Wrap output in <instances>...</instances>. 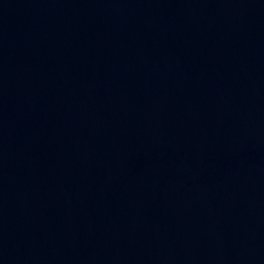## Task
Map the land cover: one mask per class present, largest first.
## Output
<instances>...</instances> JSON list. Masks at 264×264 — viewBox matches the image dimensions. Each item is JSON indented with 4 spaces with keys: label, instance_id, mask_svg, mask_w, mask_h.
Returning <instances> with one entry per match:
<instances>
[{
    "label": "water",
    "instance_id": "1",
    "mask_svg": "<svg viewBox=\"0 0 264 264\" xmlns=\"http://www.w3.org/2000/svg\"><path fill=\"white\" fill-rule=\"evenodd\" d=\"M0 264H264V0H0Z\"/></svg>",
    "mask_w": 264,
    "mask_h": 264
}]
</instances>
